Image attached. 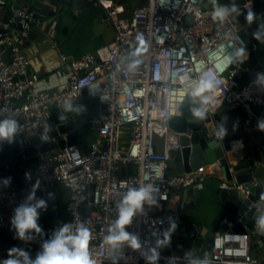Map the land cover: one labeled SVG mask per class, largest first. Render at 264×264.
<instances>
[{"label": "built area", "instance_id": "2783aa9c", "mask_svg": "<svg viewBox=\"0 0 264 264\" xmlns=\"http://www.w3.org/2000/svg\"><path fill=\"white\" fill-rule=\"evenodd\" d=\"M19 1L0 0V11L10 14L0 19V120L14 119L19 123L21 131L14 140L17 145L30 146L31 139L35 147L56 141L48 121L51 108L73 103L83 89L89 96L98 97L106 114L92 121V128L98 124L97 137L86 150L78 145H65L37 152L38 165L30 172V181L24 175L21 182L9 187L0 183V229L10 237L15 236L10 225L13 210L39 180L38 198L53 193L56 187L70 190L65 207L69 218H48L47 207L41 211L39 222L44 235L20 248L34 258L45 235L64 223L83 222L92 230L89 248L96 264H145L140 253L130 248L110 251L105 236L117 217V204L127 188L151 183L159 189V204L168 206L162 211L151 208L145 217H135L128 231L154 244L157 237L152 233L163 238L169 227L168 218L175 220L177 228L171 236L170 251L161 250L159 264H168L169 257L173 258L172 264H185L186 251L201 259L207 254L211 264H264V258L253 253L254 249L264 250V226L258 224L264 216V207L253 214L251 229L209 234V253L198 255L186 249L189 246L198 250L204 231L190 223L187 235L190 232L194 238L189 235L187 238L191 242L180 233L184 225L180 191L200 185L205 173L203 168L188 173L168 170L169 151L179 146V133L170 128L168 121L179 114L188 80H198L202 72L212 71L221 81L224 91L218 99L226 109L243 110L248 128L258 129L253 108H261L264 114L263 87L257 82V74L264 73V69L250 71L246 85L239 88L234 77L240 75L241 69L231 68L236 59L225 62L227 55L233 56L245 44L242 33L250 25L240 23L234 14L223 23L215 20L211 15L213 8L204 7L201 0H143L129 17L119 16L111 1L94 0V6L106 10L104 20L114 27V39L78 59L60 53L67 82L50 92L41 88L38 75L27 69L26 43L31 25L42 23L40 10H31ZM50 11L56 13L57 8ZM12 23L19 26H11ZM134 61L139 63L132 68ZM219 105L212 106L208 114L215 113ZM123 170L127 172L121 175ZM262 183L257 178L242 184L222 180L219 186L238 188L247 195ZM90 185H93L92 198L86 206H93L95 211L82 213V195ZM10 248L9 243L0 245V260L8 258Z\"/></svg>", "mask_w": 264, "mask_h": 264}, {"label": "water", "instance_id": "95a60500", "mask_svg": "<svg viewBox=\"0 0 264 264\" xmlns=\"http://www.w3.org/2000/svg\"><path fill=\"white\" fill-rule=\"evenodd\" d=\"M238 7L241 15H234L240 23H247L245 15L248 11L257 14L255 21L264 20V0H245L244 4ZM15 25L11 24V26ZM245 45L247 59L243 63L236 59L231 66L241 69L240 75L234 77L239 88L246 85L250 71L264 69V43L248 36L245 38ZM69 104L72 106L71 109H67L68 104H64L53 106L50 110L48 121L52 127L51 136L56 141H49L38 147L34 145L21 147L15 141L0 144V181L11 177V184L17 183L26 172L35 170L38 165L37 152H48L63 148L65 145L81 144L85 139L84 133L92 129V121H97L101 114H106L105 105H100L98 97L89 96L85 89L81 91L79 101ZM189 108L186 95L179 107V114L168 121L170 128L179 133L178 148L169 151L171 170L176 173H188L203 168L206 173V169L211 168L207 175L224 181L233 180L238 184L247 183L253 178L261 179L262 185L247 195L241 193L238 188L227 189L218 186L214 191L219 213L213 221L211 234L228 229L233 231L251 229L254 224L253 214L256 209L264 207V131L248 130V125L244 122L238 124L233 131L227 120L228 135L220 140L215 133L223 122V117L215 112L212 115L208 114L204 121L193 123ZM253 111L260 114L258 120L264 118L261 108L254 107ZM97 126L96 123L93 129L95 134H97ZM92 192L93 185H90L82 195L84 204L80 208L82 213L95 211L93 206H86V202L92 198ZM69 193L67 187L60 188L56 193V197L60 200L57 206H51L50 199L48 200L50 207L47 212L48 218L57 220L69 218V212L65 210ZM196 195L193 186L182 188L179 199L183 215L190 213L196 207ZM39 198L48 199L47 196ZM50 236L51 234L45 235L43 239ZM21 242L10 237L4 229H0V245L9 243L17 247ZM165 250L170 251L169 247Z\"/></svg>", "mask_w": 264, "mask_h": 264}, {"label": "clouds", "instance_id": "9594fccd", "mask_svg": "<svg viewBox=\"0 0 264 264\" xmlns=\"http://www.w3.org/2000/svg\"><path fill=\"white\" fill-rule=\"evenodd\" d=\"M214 8L212 17L223 23L232 14L241 15V10L234 2L230 5H222L213 0ZM257 14L248 11L245 15V21L251 25L256 20ZM253 39L258 42H264V32L255 31L252 33ZM246 45L236 49L233 56L229 57V62L238 59L243 63L247 59ZM139 61H134L130 66L135 68ZM216 69V68H215ZM257 82L264 87V73L257 74ZM221 81L214 72H202L196 81L188 80L186 84V95L190 105L189 111L193 123L204 121L212 106L221 104L218 97L223 93ZM183 102V95L181 103ZM71 104L66 106L71 109ZM238 127V123L233 125V131ZM257 128L264 131V119L257 121ZM21 126L14 119L0 120V142H14L16 136L20 133ZM216 137L223 140L228 135L227 117L223 118L216 133ZM242 146V142H241ZM25 179L31 180L30 172L25 173ZM11 177L0 181L4 187L11 185ZM39 189V180L32 184L25 199L14 208L10 219L11 229L15 232V239L25 243L33 241L36 237L44 235V230L39 224L41 211H46L48 200L55 197L54 193H47L48 199L38 198L36 192ZM159 189L151 183L131 186L123 193L122 198L117 204V217L105 236V241L109 245V250H120L124 247L140 253L145 264H159L161 259V250L171 245V236L177 228V223L171 217L168 218L169 227L164 230L163 238L153 232L157 237L154 244L148 241H142L137 233L128 231L133 220L137 216L145 217L147 210L160 207L157 199ZM163 223V221H161ZM260 226H264V216L258 220ZM92 230L85 223L79 222L75 225L64 223L56 227L50 237L44 239L40 244V250L33 258L28 251L20 247H12L8 250L6 259L0 260V264H96L90 252V241H92ZM172 257L167 258L168 264H172ZM185 264H211L205 254L201 259L192 256L190 251L184 253Z\"/></svg>", "mask_w": 264, "mask_h": 264}, {"label": "crops", "instance_id": "0c3cea01", "mask_svg": "<svg viewBox=\"0 0 264 264\" xmlns=\"http://www.w3.org/2000/svg\"><path fill=\"white\" fill-rule=\"evenodd\" d=\"M93 1L20 0L18 2L20 5L28 6L31 10L39 8L41 13L42 23L40 25H31L30 35L26 43L27 69L30 74L34 73L38 75L41 88L54 92L58 88L66 85L67 70L60 62V53H65L69 59H78L113 41L115 30L112 25L104 20L106 10L102 7L94 6ZM103 1H111L113 7L117 10V14L121 17H129L134 7L143 2V0ZM201 2L206 8H214L213 0H201ZM217 2L222 5H230L233 2L237 5H242L245 0H217ZM52 8H57V12L52 13L50 11ZM6 17V10L0 11V19H6ZM258 30L264 32V20L260 22L254 21L242 33L243 37L252 36V33ZM79 100L80 97L74 100V102ZM216 112L223 118L227 117V120H229L228 125L231 128L234 124H240L242 122L238 119L234 109H226L223 103L218 106ZM255 115L256 117H260L259 113H255ZM93 129L84 133L85 139L78 146H82L86 150L89 143L96 139L97 134H95ZM247 129L250 130L248 127ZM33 142L34 140L31 139L30 144L33 145ZM168 170L169 172H173L171 170V164ZM210 171L211 168H207L203 182L194 187L197 194L196 207L190 213L183 215L188 222L184 220V225L180 231L182 235L187 234L190 223L195 224L204 231L203 242L198 244V250L186 246V249L193 250L198 255L210 252L208 235L211 234L213 221L219 213L218 204L215 202L216 197L214 196V191L223 179L213 184L210 177H208L210 175H207ZM22 180L23 177L20 178L19 182ZM59 190L60 187H56L53 193L56 194ZM50 202L51 206H57L60 200L56 197ZM159 205L160 207L156 208L157 211L165 210L168 206L164 204ZM188 235L190 239L194 238L190 232ZM24 243L22 241L17 247H22ZM14 246L12 245V247ZM253 253L259 258H264V250L254 249Z\"/></svg>", "mask_w": 264, "mask_h": 264}, {"label": "trees", "instance_id": "16d2710c", "mask_svg": "<svg viewBox=\"0 0 264 264\" xmlns=\"http://www.w3.org/2000/svg\"><path fill=\"white\" fill-rule=\"evenodd\" d=\"M9 15H10L9 12L6 11V16H7L6 18H8ZM234 112H236L237 117H238V119H239L240 121L245 122V119H246V113H245L243 110H241V109H237V110H234ZM126 172H127V171H124V170H123L122 173H121V175H124ZM183 218H184L185 221H187V220L185 219L184 216H183ZM187 222H188V221H187ZM184 238H185V240L188 241L187 234L184 235Z\"/></svg>", "mask_w": 264, "mask_h": 264}, {"label": "rangeland", "instance_id": "374dc122", "mask_svg": "<svg viewBox=\"0 0 264 264\" xmlns=\"http://www.w3.org/2000/svg\"><path fill=\"white\" fill-rule=\"evenodd\" d=\"M208 177H210V180H212L213 184H216V182L221 179V178L220 179H217V178L211 177V176H208ZM214 196L216 197V201L215 202L218 203L217 196L216 195H214Z\"/></svg>", "mask_w": 264, "mask_h": 264}, {"label": "bare ground", "instance_id": "6f19581e", "mask_svg": "<svg viewBox=\"0 0 264 264\" xmlns=\"http://www.w3.org/2000/svg\"><path fill=\"white\" fill-rule=\"evenodd\" d=\"M228 57H226L225 62L229 61V57L231 56V54L227 55Z\"/></svg>", "mask_w": 264, "mask_h": 264}]
</instances>
